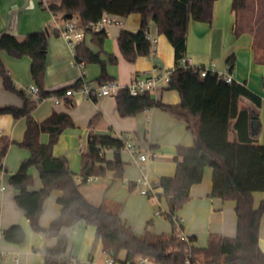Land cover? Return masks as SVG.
<instances>
[{"label":"trees","instance_id":"trees-1","mask_svg":"<svg viewBox=\"0 0 264 264\" xmlns=\"http://www.w3.org/2000/svg\"><path fill=\"white\" fill-rule=\"evenodd\" d=\"M264 3V0H261ZM214 0H61L51 3L48 8L63 20L72 14L78 25L91 36V41L100 49L94 52L83 38L76 42L75 57L86 63H95L100 67L99 82L113 79L107 71L109 64H116V55L106 53L102 57L103 44L107 30H95L93 24L107 13L129 15L140 13V28L137 31L123 29L118 36L119 48L123 56L135 61L139 56L152 54V42L147 34L149 21L152 20L159 33L171 32L174 47L175 68L170 75L169 89H176L181 96V105L171 106L156 99L151 93L132 95L127 88L116 94L117 109L122 116H133L146 109L159 107L175 118L184 120L194 136L190 146L179 145L175 156L176 169L172 176H161L156 182L157 188L168 203L165 212L172 229L168 232H155L148 226L141 233L134 231L118 212L105 209L102 205L90 202L81 192L80 186L89 176H104L114 172L115 178H122L124 162L116 157L107 159L101 155L102 149H112L117 156L125 147L126 140L121 136L104 135L89 132L87 151L82 152L79 172H74L65 156L54 154V146L61 133L75 126L67 112L53 111L41 121H37L31 111L34 100L26 97L22 107L0 106V114L11 113L15 117L25 116L27 120L24 137L16 145L27 148L31 154L25 158L18 170L10 176V183L19 189L15 200L25 212L34 231H43L49 237H56L55 245L48 247L45 253L46 264H74L71 256L66 255L68 237L62 232L64 226H70L79 220L95 227V240L102 245L106 255L119 258L125 252L126 260L136 255H149L156 264H264V251L259 244V228L264 214V198L258 207H254L255 191L264 192V144L256 142L262 123L259 113L251 109H239L238 97L245 95L260 103L259 97L249 88L233 80L227 82L217 72L208 71L205 76L181 65L180 60L186 54V41L191 19L210 22L213 16ZM236 21L235 34L254 31L255 50L258 59L264 61V28L256 29L248 15L249 0H233ZM43 29L28 33L19 40L12 33L0 35V71L6 89L25 95L17 88L13 78L5 69L1 52L20 58L28 55L32 59V80L39 87L40 98L53 94L61 95L69 87L50 91L45 88L47 71L48 33ZM229 70L235 66V55L227 59ZM114 80V79H113ZM264 82V80H263ZM102 119L95 115L89 126H96ZM233 119H236L233 122ZM235 129L237 139H229V132ZM47 132V142L40 140V134ZM131 139V138H130ZM132 140V139H131ZM8 144L0 148V173L3 170V158ZM213 169L212 190L210 196L223 200L236 201L237 234L233 237L211 232L205 246L194 244L195 235H179L182 222L177 225L173 216L189 200L191 185L203 178L205 167ZM32 168H37L43 186L31 190L34 183ZM79 175L80 178L77 179ZM135 185L134 182L130 183ZM54 189L61 195L57 197L61 213L48 227L43 228L39 219L43 203ZM150 224V223H149ZM7 241L22 244L26 233L20 224H12L2 230ZM189 261V262H187Z\"/></svg>","mask_w":264,"mask_h":264},{"label":"crops","instance_id":"crops-1","mask_svg":"<svg viewBox=\"0 0 264 264\" xmlns=\"http://www.w3.org/2000/svg\"><path fill=\"white\" fill-rule=\"evenodd\" d=\"M46 2L50 4L47 0ZM232 2L233 0H214L213 16L210 22L190 20L185 56L198 65H209L215 62L217 70L226 71L228 57L235 55V66L232 71L235 82L249 88L260 100V103H257L241 95L238 97V107L256 110L259 113L262 129L256 142L264 144V61L259 60V55L256 54L254 31L234 33L236 15ZM107 14L113 22L105 26L107 38L101 55L104 58L106 53L117 56V63L109 64L107 67L113 79L122 84H128L143 72L153 69L171 71L175 68V51L171 32L159 33L156 24L150 20L147 34L149 38L156 39L152 48L153 52L150 55L139 56L135 61L130 62L119 48L118 36L123 29L137 31L140 28L142 16L140 13L125 16ZM56 20L57 22L54 19V13L48 6H43L40 0H0V35L8 32L14 34L19 40H23L30 32L50 30L55 23L62 25L65 22L59 15ZM84 39L94 52L99 51L100 48L91 41L89 34H86ZM73 54V49L67 40L50 30L45 76L46 89L55 91L64 86H71L83 72L90 82L100 83L98 81L100 67L95 63L85 62L84 67L81 68L75 63ZM1 58L17 88L25 91L29 85L35 83L31 75L30 56L17 58L3 51ZM2 78L0 71V106L22 107L27 97L26 93L23 95L6 89ZM151 95L171 106L181 105L179 92L176 89H169L168 86L158 88ZM69 102H73V105ZM55 110L67 112L75 122L74 127L61 133L59 141L54 146V154L65 156L74 172H79L73 167L77 166L79 156L81 165V143H85L81 141L77 151L74 150V145L77 144L78 138L84 137L87 141L90 131L104 135H127L132 139L133 146L138 148V151L122 149L118 155L126 164V176L123 180L129 182L128 192L122 198L123 202L111 199L106 201L110 205L104 202L96 205H102L108 211L118 212L123 220L138 233L143 232L147 226L158 233L170 231L171 222L158 217L162 215L166 217L165 212L169 207L165 197L157 195L155 198H149L141 192L142 186L136 184L135 180L145 174L152 182H158L161 176L174 175L177 146H190L194 142L193 133L188 129L187 123L159 107L146 109L133 116H122L117 109L116 97L112 95L85 99L75 94L69 98L65 96L60 104H56L52 96H48L35 102L30 113L37 121H41ZM97 114H100L102 119L96 126L90 127L91 119ZM235 120L233 119V122ZM26 122L25 116L15 117L11 113L0 114V148L5 144L9 146L3 158V170L0 173V248L5 252V259L0 264H46V250L57 242L56 237H49L43 231L32 229L25 212L15 200L19 189L9 181L21 162L31 154L29 149L16 145V142L24 137ZM237 136L235 129L229 132L230 140H236ZM48 139L47 132L40 134L42 142H47ZM150 151L156 153L154 158L144 162L138 159L139 153ZM105 157L113 160L117 154L114 150H107ZM31 173L34 176V183L29 186V189L38 190L43 186L39 171L37 168H32ZM212 176L213 169L210 166L205 167L202 180L191 185L189 200L176 215L182 222V230L185 234L196 236L194 244L197 246H205L211 232L230 237L237 234L236 201L209 195L212 190ZM109 178L110 182L106 189L116 183L117 178L114 177V172ZM131 182L135 185L131 186ZM80 190L90 201L89 194L82 190L81 186ZM157 192H161V189L156 188ZM59 195H61L60 190L54 189L43 203V211L39 219L43 228L48 227L51 221L61 213V205L57 201ZM253 196L254 207H258L264 198V192L255 191ZM157 210H160L161 214H157ZM16 223L20 224L26 233V240L22 244L7 241L2 235L4 228ZM62 232L68 237L67 256L74 257L84 264H105L103 260L106 254L102 250L101 243L95 240L96 232L93 225L79 220L74 225L64 226ZM259 244L264 251V214L259 228ZM124 255L125 252H122L120 256L124 257Z\"/></svg>","mask_w":264,"mask_h":264},{"label":"built area","instance_id":"built-area-1","mask_svg":"<svg viewBox=\"0 0 264 264\" xmlns=\"http://www.w3.org/2000/svg\"><path fill=\"white\" fill-rule=\"evenodd\" d=\"M40 2L43 6H49L46 0H40ZM57 16L58 15L54 13V19L56 22H57L56 20ZM110 22H113V19L110 18L108 14H105L104 16H102V18L99 21L93 24V27L95 30H101L105 28L107 23H110ZM50 30L64 37L67 40L69 46H71V48L73 49L75 63L78 64V66H80L81 68L84 67L85 61L78 60L75 57L74 46L76 42L81 41L86 35V32L84 31V29H82V27L78 25L77 21L70 18L69 20H65L64 24L62 25L59 23H55V25L52 26ZM150 40L152 42V48H153L154 44L156 43V39L150 38ZM180 63L182 66L190 68L194 72H199L202 76H205L208 71L212 70L214 72H217L218 76L220 78H224L227 82H232L234 80V75L232 71L229 70L228 65H227L228 70L219 71L216 68L215 62H211L209 65H202V64L198 65V64H194L191 61V59L187 56H183L180 60ZM171 72L172 70L171 71H163V70L158 71L157 69H153L149 72H143L142 74L138 75L128 84H122V82H119L116 79L114 80L109 79V80H106L100 83L96 82V84H94L85 78V75L83 72L80 75V77L76 80V82L73 85L67 87L61 95L53 94L51 96L54 99V102L56 104H60L61 102H63L65 96L69 98L72 95L78 94L85 99H97L99 97L106 96V95L116 96V94L121 89H124V88H127L130 94L132 95H139V94H144L147 92L152 94L158 88L162 86H168L169 81H170ZM25 93L27 97L34 100V102H37L38 100L42 99L39 96V87L35 83L29 85L26 88ZM69 104L73 105V102H69ZM121 138H124L126 140V144L123 149L138 151L137 150L138 148H135V146H133L132 140L130 139L129 136L123 135L121 136ZM81 150L82 152L87 151L88 150L87 144L85 146V144L81 143ZM107 150H112V149H102L100 151V154L101 155L105 154ZM155 156H156V153L153 151L146 152V153L143 152V153H139L138 159L143 160L144 162L146 160H149L150 158H154ZM78 178H80L79 175L77 176V179ZM97 178H98L97 176H89L87 177V181H92ZM135 182L136 184H140L142 186L141 192L149 196V198H155L157 196L156 182H152L147 177V175L144 174L140 176L139 178L135 180ZM156 213L161 214V211L157 210ZM173 219L175 220L177 225L181 223V220L179 217L177 218L173 216ZM179 235L182 238L188 239L187 235L182 229H179ZM4 257H5V252H3L2 249L0 248V263L3 259H5ZM70 260L74 264H84L78 261L76 258L74 259V257H70ZM103 261L105 264H156L155 260L149 255H136L131 260H126L125 257H121V256L119 258H115L114 256L106 255Z\"/></svg>","mask_w":264,"mask_h":264},{"label":"rangeland","instance_id":"rangeland-1","mask_svg":"<svg viewBox=\"0 0 264 264\" xmlns=\"http://www.w3.org/2000/svg\"><path fill=\"white\" fill-rule=\"evenodd\" d=\"M49 3H59L61 0H47ZM250 8L248 13L246 12V15L249 16L252 24L256 26V29L259 31H262L264 28V3L261 0H249ZM76 19V18H73ZM74 57V54L72 55ZM69 129V128H67ZM65 131V130H64ZM83 142L86 144V138H78L77 139V144L74 145V150L77 151L80 148V142ZM86 146V145H85ZM79 160L77 161L76 165L73 168L75 170L80 169V156L78 157ZM112 172L108 171L104 176L98 177L96 181H88L84 184L81 185L82 190H84L86 193L89 194L90 201L95 203V204H101L105 203L107 204V200L114 199L115 201L123 202L122 198L125 196V194L128 192V185L129 182L128 180L125 181L123 178L126 176V170L124 171V175L122 178H117L116 183L113 184L112 187H107L109 182H110V174ZM117 197V198H116ZM124 205V204H123ZM110 207V206H109ZM162 220L166 221L169 220L168 218L162 216Z\"/></svg>","mask_w":264,"mask_h":264},{"label":"water","instance_id":"water-1","mask_svg":"<svg viewBox=\"0 0 264 264\" xmlns=\"http://www.w3.org/2000/svg\"><path fill=\"white\" fill-rule=\"evenodd\" d=\"M68 18H72V14H68L66 15ZM118 158H120L119 156H117Z\"/></svg>","mask_w":264,"mask_h":264}]
</instances>
